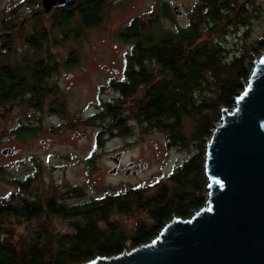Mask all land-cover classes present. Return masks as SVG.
Masks as SVG:
<instances>
[{"label": "trees", "instance_id": "1", "mask_svg": "<svg viewBox=\"0 0 264 264\" xmlns=\"http://www.w3.org/2000/svg\"><path fill=\"white\" fill-rule=\"evenodd\" d=\"M238 3L239 0H197L188 12L186 25L166 28L162 21L174 22L179 15L172 3L160 1L148 13V19L135 17L118 33V39L129 44L130 49L124 56L121 79L111 80L107 85L116 89L117 95L102 102L101 108L84 121L107 119V135L118 132L129 136L131 124L125 109L132 100L136 125L165 131L169 150L178 145L188 147L184 120L191 118L196 122L191 140L199 141V149L188 152L183 162L158 178L161 187L153 200H144L149 188L145 185L82 203L71 202L87 196V190L79 186L68 188L59 199L52 194L41 199L37 194L26 195L38 180L37 171L25 179H13L18 187L16 194L0 198V264H84L97 257L116 256L149 243L175 217L189 219L206 205V142L221 118V108H233L235 98L243 91L242 84L250 76L253 67L250 59L253 61L261 55L264 46L259 41L249 48L242 46L238 53L228 56L227 46L210 38L233 25L243 27V37L249 38L252 18L243 5L241 12L236 9ZM107 5V0H72L62 8L53 9L59 17L50 29L43 26L40 14L33 15V31L26 36L21 34L26 47L19 58L16 55L21 51L14 46L15 33H22L28 19L21 21L14 14L3 20L0 107L7 111V105L21 101L37 111L43 110L47 97L57 94V86H50L53 76L61 68L80 64L76 49L62 63L56 60L51 51V46L59 42L55 40L56 34H60L62 41L68 38L78 41L83 33L102 25ZM41 10L37 7V11ZM33 11L25 13L30 17ZM42 11L45 12L44 7ZM10 54L16 57L14 62L7 58ZM56 101L52 100L50 112L57 111ZM62 112L65 114L64 109ZM37 130L20 124L14 134L27 138ZM100 145L99 137L96 146ZM93 161L90 159L88 163ZM163 178L165 181L161 182ZM189 184L194 186L193 192L186 191ZM138 209L147 212L151 224L139 222L127 234L119 222L111 221L112 217L130 216ZM45 216L71 221V232L55 235L48 243L38 232L19 248L7 222L13 219L20 225ZM101 223L107 226V233L100 228Z\"/></svg>", "mask_w": 264, "mask_h": 264}, {"label": "rangeland", "instance_id": "2", "mask_svg": "<svg viewBox=\"0 0 264 264\" xmlns=\"http://www.w3.org/2000/svg\"><path fill=\"white\" fill-rule=\"evenodd\" d=\"M18 1L0 0V44L3 20L11 18L14 14L16 16L18 14L21 21L28 19L22 33H15L14 46L17 51H21L16 55L19 58L26 47L21 34L26 36L33 31L35 18L31 17L40 14L43 26L50 29L59 14L54 10L49 13L42 11V0H25L21 4H18ZM160 1L172 3L183 13L182 16H175L174 22L163 20L162 24L166 28L186 25L189 19L188 12L197 2V0H107L108 5L100 27L83 33V37L78 41L72 38L62 41L60 34H56L55 40L59 42L51 46L56 60L62 63L69 52L76 49L80 64L69 69L61 68L53 76L50 86H57V94L47 97L43 110L37 111L28 103L21 101L7 105L6 107L9 108L7 111L4 107H0L2 113L0 115V198L16 194L18 187L12 182L13 179H25L37 171L38 180L26 195L37 194L39 198L44 199L52 194L59 199L68 188L79 186L87 190V196L71 202L82 203L90 198L100 199L108 194H116L121 189L145 185L149 188L144 194V200H153L161 187L158 178L168 174L176 165L183 162L188 157V152L194 153L199 149V141L195 143L191 140V134L196 127L193 119L184 120L188 147L178 145L169 150L168 134L165 131L147 125L142 127L136 125L138 122L134 116L135 112L133 113L135 107L132 100L127 103L125 109L131 124L129 136H123L118 132L107 135L109 132V129H106L109 124L107 119L94 123L84 121L101 108L102 102L109 101L117 95V90L107 85L111 80L115 82L121 79L124 56L130 49L129 44L118 39V33L135 17L148 19V13ZM238 5L236 9H239V12L243 5L245 12L248 11L252 18L249 38L246 40L243 37L245 34L243 27L234 25L226 26L219 34L210 36L227 46L228 56L238 53L243 47L249 48L252 43L259 41L264 43V0H239ZM37 7L42 10L37 11ZM33 9L29 17L25 12ZM262 49L261 55L264 53V46ZM3 51L0 48V60ZM261 55L256 57L259 58ZM7 58L10 62H14L16 57L10 54ZM250 61L253 65L252 58ZM52 100H57L54 105L57 111L54 112H50ZM63 109L65 114L62 112ZM219 123L220 120L215 125ZM20 124L38 130L31 137L18 138L14 130ZM99 137L101 145L97 147L96 142ZM5 149L16 152L2 154L1 151ZM120 152H125L120 161V168L117 173H111L115 168L111 158L116 157ZM90 159L94 160L93 164L88 163ZM130 163L135 165L131 172L127 173ZM137 166L141 168L138 170ZM163 181L165 178L161 180ZM186 187V191H194L193 185L189 184ZM205 192L207 195V188ZM111 221L119 222L127 234L134 231L139 222L151 224L147 212L139 209L133 211L130 216L112 217ZM17 222L11 219L6 226L13 230L14 243L19 248L32 234L40 232L48 243L55 235L70 233L73 226L71 221L47 216L20 225ZM99 226L104 233H107L108 230L105 229L107 226L104 223Z\"/></svg>", "mask_w": 264, "mask_h": 264}, {"label": "water", "instance_id": "3", "mask_svg": "<svg viewBox=\"0 0 264 264\" xmlns=\"http://www.w3.org/2000/svg\"><path fill=\"white\" fill-rule=\"evenodd\" d=\"M71 1L42 4L49 13ZM242 88L233 108L221 109L206 144V205L189 219L175 217L147 244L84 264H264V53L254 57ZM124 154L111 158V173L118 172Z\"/></svg>", "mask_w": 264, "mask_h": 264}, {"label": "flooded vegetation", "instance_id": "4", "mask_svg": "<svg viewBox=\"0 0 264 264\" xmlns=\"http://www.w3.org/2000/svg\"><path fill=\"white\" fill-rule=\"evenodd\" d=\"M25 0H19L17 3L18 4H21V2L23 3ZM133 170H134V168H133Z\"/></svg>", "mask_w": 264, "mask_h": 264}]
</instances>
